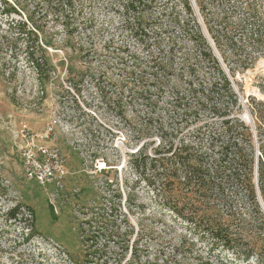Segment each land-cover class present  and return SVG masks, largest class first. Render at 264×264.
Returning <instances> with one entry per match:
<instances>
[{"label": "rangeland", "instance_id": "rangeland-1", "mask_svg": "<svg viewBox=\"0 0 264 264\" xmlns=\"http://www.w3.org/2000/svg\"><path fill=\"white\" fill-rule=\"evenodd\" d=\"M86 1L91 8L74 33L52 15L43 21L40 44L54 46L36 50L49 62L40 72L29 57L31 39L19 31L25 18L0 12V264H264V222L243 187L230 190L248 220L236 222L239 246H214L161 196L139 186L128 161L144 143H151L148 152L159 146L165 126L174 140L208 151L216 142L237 140L253 161L258 185L264 164V0H155L141 13L155 23V135L145 139L136 133L148 115L145 106L124 97L118 111L113 99L127 95L130 74L147 66V54L124 27L121 1ZM21 2L28 9L42 6L40 0ZM208 94L218 103L215 110L199 107ZM53 122L51 142L68 167L57 191L26 178L16 137L23 125L41 133ZM17 204L23 205L12 217ZM259 206L264 215L260 200ZM134 240L136 259L126 252Z\"/></svg>", "mask_w": 264, "mask_h": 264}, {"label": "trees", "instance_id": "trees-1", "mask_svg": "<svg viewBox=\"0 0 264 264\" xmlns=\"http://www.w3.org/2000/svg\"><path fill=\"white\" fill-rule=\"evenodd\" d=\"M4 6L0 7V12L8 17L20 15L25 20L20 22L19 31L25 32L31 39L29 57L34 60L37 70L43 71L47 67L48 60L36 56V50L45 51V45L54 46L46 41L40 44V35L46 31V18L52 15L58 19L59 23L68 31L74 33L78 30V21L88 7L84 0H40L39 4L28 9L23 6L21 0H1ZM11 1V2H10ZM121 1L122 15L125 19L124 27L131 33L132 38L138 43L141 50L147 54L145 63L147 66L136 72H131L133 86L127 88V95L121 98H114V104L119 109L125 106L124 97L127 103H142L148 113L143 119V128L137 130L141 139L155 135V23L150 19L141 16L143 11L153 9L155 0H118ZM189 10L191 6L187 3ZM40 12V13H39ZM148 69V70H147ZM228 85L229 81L226 82ZM139 88H136V86ZM139 85V86H138ZM192 91L197 89L191 88ZM123 93V92H122ZM199 107L215 110L218 105L213 101L210 94L205 96V100L199 102ZM120 114H124L120 112ZM261 127V125L259 126ZM228 126H226V129ZM160 135L163 141L157 147H151V143H144L140 149L129 157L131 165L137 177L139 186L147 187L155 197V192L161 196L163 203L172 211L177 218L186 221L198 237H209L212 245L239 246L238 238L235 235L236 222L240 224L248 223L247 218H243L238 213L233 195L230 190L234 187H243L246 197L251 202L252 210L258 215L259 220L264 222V215L259 206L258 188L253 182V164L249 153L236 141H229L223 144H214L211 151L204 150L203 147L196 148L194 144L184 138L174 140L173 134L168 128L162 126ZM248 132L247 136H250ZM250 139V138H247ZM147 145V146H146ZM219 146L218 150L216 147ZM216 154L218 156H216ZM258 187L261 198L264 202V164L260 161ZM23 204H17L10 210V215L16 217L20 213ZM26 208V206H24ZM27 210L32 215L29 206ZM117 213L115 207L112 212ZM101 222L107 224L108 220L101 216ZM114 229V227H113ZM110 230L111 232L113 231ZM110 232V234H111ZM104 233V232H102ZM92 242L94 241L91 239ZM136 243V245H135ZM137 245L135 240L131 243L130 255L136 259ZM176 257V256H175ZM147 264H155L148 261ZM158 264V263H157ZM159 264H183L175 259L162 260ZM185 264V263H184Z\"/></svg>", "mask_w": 264, "mask_h": 264}, {"label": "built area", "instance_id": "built-area-1", "mask_svg": "<svg viewBox=\"0 0 264 264\" xmlns=\"http://www.w3.org/2000/svg\"><path fill=\"white\" fill-rule=\"evenodd\" d=\"M54 129V122L41 133L33 131L28 125H23L17 130L16 137L22 144L26 178L35 180L42 186L54 185L57 191L64 184L68 167L60 148L51 142Z\"/></svg>", "mask_w": 264, "mask_h": 264}, {"label": "water", "instance_id": "water-1", "mask_svg": "<svg viewBox=\"0 0 264 264\" xmlns=\"http://www.w3.org/2000/svg\"><path fill=\"white\" fill-rule=\"evenodd\" d=\"M257 188H258V197H259V200H260L261 204L264 206V202H263V200L261 198V195H260V192H259V187L257 186Z\"/></svg>", "mask_w": 264, "mask_h": 264}, {"label": "bare ground", "instance_id": "bare-ground-1", "mask_svg": "<svg viewBox=\"0 0 264 264\" xmlns=\"http://www.w3.org/2000/svg\"><path fill=\"white\" fill-rule=\"evenodd\" d=\"M102 165H104V163Z\"/></svg>", "mask_w": 264, "mask_h": 264}]
</instances>
